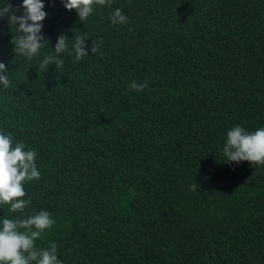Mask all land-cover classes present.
Wrapping results in <instances>:
<instances>
[{"label": "trees", "instance_id": "obj_1", "mask_svg": "<svg viewBox=\"0 0 264 264\" xmlns=\"http://www.w3.org/2000/svg\"><path fill=\"white\" fill-rule=\"evenodd\" d=\"M44 3L48 41L31 59L0 19V132L41 172L0 224L50 212L35 244L63 264H264V165L222 161L232 127H264V0H109L84 22ZM116 8L129 23L111 22ZM61 33L63 66L40 67ZM79 35L89 52L102 43L74 63Z\"/></svg>", "mask_w": 264, "mask_h": 264}, {"label": "clouds", "instance_id": "obj_2", "mask_svg": "<svg viewBox=\"0 0 264 264\" xmlns=\"http://www.w3.org/2000/svg\"><path fill=\"white\" fill-rule=\"evenodd\" d=\"M65 9L75 10L79 19L84 22L93 13L96 5L109 4V0H63ZM44 0H22V4L13 8L10 3L0 6V19L7 18L11 25L18 26L21 33L13 36L11 43L15 54L31 59L38 54L48 41L42 34L43 21L48 13L44 10ZM20 12V15H16ZM113 24H127L128 17L120 8H116L110 15ZM68 36L61 33L55 44L56 55L46 56L40 67L48 68L54 64L56 68L62 67L63 59L60 53L68 51ZM84 35L75 37L72 49L75 54L74 63H78L89 53L99 54V44L102 41H92L86 44ZM71 54V53H70ZM8 69L5 63L0 62V84L4 88L11 85ZM148 82L138 83L133 80L130 90L143 91ZM224 162L239 164L247 161L252 165H264V127L254 131L245 130L241 126H234L227 132L223 145ZM38 152L35 149L27 150L24 142L13 144L10 133L0 132V204H9L10 212H23L31 204V200L22 199L26 195L24 183L33 179H40L41 172L36 164ZM196 185L191 186L195 190ZM55 224L52 214L40 210L21 218H4L0 224V264H63L58 259L57 245L52 243L46 249L36 247L35 241L43 237L44 231ZM23 229V230H22Z\"/></svg>", "mask_w": 264, "mask_h": 264}]
</instances>
